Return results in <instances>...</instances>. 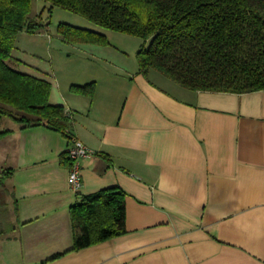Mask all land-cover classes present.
Masks as SVG:
<instances>
[{
  "label": "crops",
  "instance_id": "crops-1",
  "mask_svg": "<svg viewBox=\"0 0 264 264\" xmlns=\"http://www.w3.org/2000/svg\"><path fill=\"white\" fill-rule=\"evenodd\" d=\"M103 65L66 86L25 73L52 83L49 102L71 111L72 138L93 155L80 160L75 193L61 160L67 138L18 123L1 130L0 173L10 176L0 264L4 252L15 264H264V91L193 92L153 70ZM91 82L92 97L70 91ZM110 187L126 194V233L72 250L70 207Z\"/></svg>",
  "mask_w": 264,
  "mask_h": 264
},
{
  "label": "trees",
  "instance_id": "trees-1",
  "mask_svg": "<svg viewBox=\"0 0 264 264\" xmlns=\"http://www.w3.org/2000/svg\"><path fill=\"white\" fill-rule=\"evenodd\" d=\"M80 15L107 30L143 40L136 52L138 72L155 70L193 92L247 94L264 91V0H40ZM32 0H0V120L21 129L42 126L69 141L72 115L49 102L52 83L20 72L14 59L17 36L35 34L47 24L29 16ZM63 43L107 46L105 35L66 24L57 26ZM94 82L72 85L75 94L92 97ZM71 112V111H70ZM72 114V113H71ZM9 131H0V137ZM70 167L67 152L61 155ZM0 173V219L6 216ZM125 192L110 187L82 196L69 209L73 248L79 250L123 235ZM5 210V211H4ZM9 224L0 223V235Z\"/></svg>",
  "mask_w": 264,
  "mask_h": 264
},
{
  "label": "rangeland",
  "instance_id": "rangeland-1",
  "mask_svg": "<svg viewBox=\"0 0 264 264\" xmlns=\"http://www.w3.org/2000/svg\"><path fill=\"white\" fill-rule=\"evenodd\" d=\"M49 8L50 5L43 1L32 0L30 18L41 19L47 26L40 31L41 33L35 35L19 33L17 36L12 56L14 59L22 61L21 68L25 70L24 73H32L31 71L34 69H42L51 75L54 86L57 84L56 79H58V84L61 82V85L66 86L75 80L82 81V75L86 70H92L95 66H101L104 69V61L111 63L110 69L115 70L116 68L118 75H126L137 70L135 54L143 40L99 27L80 15L59 7H54L52 10ZM59 24L101 33L106 36L110 45H93L94 48H100L104 51L99 52L87 48L84 52V50L79 49L80 46H85L83 43L63 44L58 39L56 32ZM8 64L18 70L15 62L9 61ZM152 72L166 79L157 71L153 70ZM15 124L17 123H14L12 119L3 117L0 120V131L14 128ZM0 239L2 241L6 238ZM1 256L2 264H15L10 261L7 252Z\"/></svg>",
  "mask_w": 264,
  "mask_h": 264
},
{
  "label": "built area",
  "instance_id": "built-area-1",
  "mask_svg": "<svg viewBox=\"0 0 264 264\" xmlns=\"http://www.w3.org/2000/svg\"><path fill=\"white\" fill-rule=\"evenodd\" d=\"M66 115H71L69 109H64ZM93 155V151L84 146L80 141L71 138L70 147L67 150V157L70 160L68 181L70 188L73 192L80 191L82 182L80 176V160L83 158H89Z\"/></svg>",
  "mask_w": 264,
  "mask_h": 264
}]
</instances>
